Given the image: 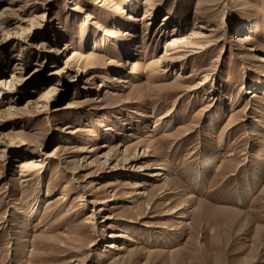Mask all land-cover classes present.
I'll return each instance as SVG.
<instances>
[{"label":"rangeland","instance_id":"rangeland-1","mask_svg":"<svg viewBox=\"0 0 264 264\" xmlns=\"http://www.w3.org/2000/svg\"><path fill=\"white\" fill-rule=\"evenodd\" d=\"M263 58L264 0H0V264H264Z\"/></svg>","mask_w":264,"mask_h":264},{"label":"bare ground","instance_id":"bare-ground-1","mask_svg":"<svg viewBox=\"0 0 264 264\" xmlns=\"http://www.w3.org/2000/svg\"><path fill=\"white\" fill-rule=\"evenodd\" d=\"M33 6V5H32ZM24 7V6H23ZM200 27V26H199ZM202 28V27H201ZM176 31V30H175ZM173 41H175V40H173ZM177 44V43H176ZM176 44H174V47H173V50H178V51H176V53H182V52H184V51H181V49L182 48H187V46H182V44L180 45H176ZM196 49H198V48H196ZM198 50H200V49H198ZM201 52H203V51H201ZM198 53V52H197ZM196 54V53H195ZM188 58V57H187ZM261 62L264 64V58L261 60ZM0 83H2V82H0ZM119 83H127V81H120ZM3 84V83H2ZM2 85H0V96L2 95ZM32 165V164H31ZM155 176L156 177H161V176H164V174H162L161 173V171H160V173H156L155 174ZM145 195V194H147V193H142V192H140V195ZM147 197L149 196V194H147L146 195ZM189 199H193V197H189ZM186 205L185 206H182V207H179L177 210H173L171 213H170V215H172V216H174V215H177V214H179L180 212H184V213H180L182 216H180L182 219L184 218V217H186L185 216V213H186ZM90 223H92V222H89V221H87L86 222V224H90ZM109 247H112V248H117V250L118 251H120V250H123V248H119V247H115V245H113V244H110V246Z\"/></svg>","mask_w":264,"mask_h":264}]
</instances>
